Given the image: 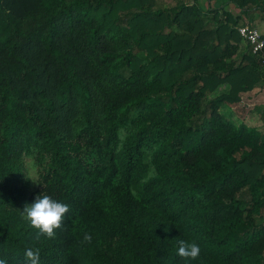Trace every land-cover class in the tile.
<instances>
[{
    "label": "trees",
    "instance_id": "16d2710c",
    "mask_svg": "<svg viewBox=\"0 0 264 264\" xmlns=\"http://www.w3.org/2000/svg\"><path fill=\"white\" fill-rule=\"evenodd\" d=\"M188 1L0 0L8 264H264V129L221 111L263 81L239 28L264 0ZM43 193L69 212L36 241L21 211Z\"/></svg>",
    "mask_w": 264,
    "mask_h": 264
},
{
    "label": "clouds",
    "instance_id": "9594fccd",
    "mask_svg": "<svg viewBox=\"0 0 264 264\" xmlns=\"http://www.w3.org/2000/svg\"><path fill=\"white\" fill-rule=\"evenodd\" d=\"M31 175V173H29ZM69 212L66 204L54 200L51 196L43 193L38 195L32 204H25L21 215L32 229H35V240L39 241L41 237L53 239L56 230L62 227V221L65 214ZM92 236L89 233L83 234L80 241L81 246L91 244ZM201 253L200 246L195 241L180 240L177 250L179 257L185 261L196 260ZM24 264H40V249L38 247L28 246L24 251ZM0 264H8L6 258H0Z\"/></svg>",
    "mask_w": 264,
    "mask_h": 264
},
{
    "label": "rangeland",
    "instance_id": "374dc122",
    "mask_svg": "<svg viewBox=\"0 0 264 264\" xmlns=\"http://www.w3.org/2000/svg\"><path fill=\"white\" fill-rule=\"evenodd\" d=\"M192 0L188 1L191 2ZM174 4V0H157V6L161 8L171 7ZM206 7V3H204ZM234 9V8H233ZM237 12L234 10V13ZM239 13V12H238ZM243 17V23L249 24L250 21L253 22L254 26L259 29V31L264 35V20L257 13L252 14H241ZM141 25L143 22L140 23ZM245 50V49H242ZM263 81L260 83L259 87L243 95V102L237 106L227 105L222 108V113L230 118L237 125L241 123H246L248 125L254 126L261 130L264 129V65L260 69ZM227 87H222L215 94L220 95L225 92ZM31 177L33 180H37V175L35 171L31 169Z\"/></svg>",
    "mask_w": 264,
    "mask_h": 264
},
{
    "label": "built area",
    "instance_id": "2783aa9c",
    "mask_svg": "<svg viewBox=\"0 0 264 264\" xmlns=\"http://www.w3.org/2000/svg\"><path fill=\"white\" fill-rule=\"evenodd\" d=\"M239 34L251 46L255 56L264 58V38L258 28L245 24L239 28Z\"/></svg>",
    "mask_w": 264,
    "mask_h": 264
},
{
    "label": "crops",
    "instance_id": "0c3cea01",
    "mask_svg": "<svg viewBox=\"0 0 264 264\" xmlns=\"http://www.w3.org/2000/svg\"><path fill=\"white\" fill-rule=\"evenodd\" d=\"M264 59V58H263ZM250 93V92H249ZM247 94V93H246ZM246 94H244V95H246ZM243 102V101H242ZM232 106H234V105H232Z\"/></svg>",
    "mask_w": 264,
    "mask_h": 264
}]
</instances>
